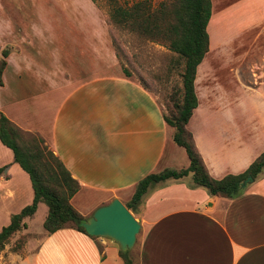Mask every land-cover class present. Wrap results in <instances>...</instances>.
I'll return each instance as SVG.
<instances>
[{
    "label": "crops",
    "instance_id": "crops-1",
    "mask_svg": "<svg viewBox=\"0 0 264 264\" xmlns=\"http://www.w3.org/2000/svg\"><path fill=\"white\" fill-rule=\"evenodd\" d=\"M211 1L209 46L216 39L211 24L228 15L249 21L229 39L264 37V0ZM55 2L62 18L45 16L46 0H0V112L41 136L64 163L79 184L70 202L87 218L114 197L126 204L142 177L186 167L189 158L173 141L156 94L125 74L96 4ZM207 53L196 69L197 106L186 126L210 175L221 178L264 152V90L238 81L208 88ZM32 198L27 172L0 141V230ZM47 211L39 202L23 219L29 235L22 253L9 254L11 264H123L110 238L69 225L32 230L37 213L43 226ZM131 212L140 222L133 264H264V170L231 198L211 196L190 175L167 179Z\"/></svg>",
    "mask_w": 264,
    "mask_h": 264
},
{
    "label": "trees",
    "instance_id": "trees-1",
    "mask_svg": "<svg viewBox=\"0 0 264 264\" xmlns=\"http://www.w3.org/2000/svg\"><path fill=\"white\" fill-rule=\"evenodd\" d=\"M92 1L100 8L99 0ZM106 1L110 6L109 16L106 18L108 24L123 25L150 40L164 42L173 52L171 66L177 70L180 82L173 85V90L165 100L163 117L173 127V141L185 149L189 158L186 167L165 168L142 177L125 206L130 211H135L151 186L167 179H179L188 175L195 185L206 188L211 196L231 198L239 194L246 184L256 179L264 170V152L244 171L214 178L208 172L192 133L186 126L197 106L194 88L196 69L210 47L207 25L212 1L161 0L156 5H152L149 0H139L130 5L119 4L116 0ZM3 55H6V51H3ZM3 66L4 62L1 64L0 73ZM124 72L130 74L126 68ZM0 141L12 150L14 161L27 172L33 191L31 202L13 214L10 222L1 228L0 252L14 233L25 227L23 219L36 211L39 202L45 203L48 208L43 221L46 232L53 233L69 225L87 233L80 225L86 217L70 202L71 197L78 191L79 184L64 163L47 147L44 139L20 129L0 112ZM21 237L11 247L13 251L22 248L24 238ZM119 255L123 264H133L129 250L119 249Z\"/></svg>",
    "mask_w": 264,
    "mask_h": 264
},
{
    "label": "rangeland",
    "instance_id": "rangeland-1",
    "mask_svg": "<svg viewBox=\"0 0 264 264\" xmlns=\"http://www.w3.org/2000/svg\"><path fill=\"white\" fill-rule=\"evenodd\" d=\"M136 1L139 0H116L117 3L123 5H130ZM160 1L149 0L152 5H156ZM229 1L230 3L244 2V0ZM99 3L101 5L100 8L96 7L98 17L106 24V32L114 51L117 52L119 63L141 81L147 89L156 94L158 102L163 105L164 109L165 100L173 90V85L180 82L177 70L171 66L173 52L170 51L164 42L150 40L123 25L108 24L106 22L110 12L108 1L99 0ZM55 4H58L55 0L53 2L52 0H46V17H48V13L54 12L57 13L56 17L62 18L63 14H60L62 9H60L59 4ZM68 12L69 16H76L69 8ZM233 19L231 15H228L226 20L224 19L220 25L211 24L210 30L215 34V36L212 35L213 39H216L213 40L215 47L212 48L210 46L211 48L206 55L209 61V70L207 72L212 71L206 85L208 88H212L217 86L218 83L225 85L226 82L238 81L247 87H257L264 90V37L257 36L255 41H251L250 36L238 40L229 39L228 37L232 36L231 33H236L238 30L244 31L246 29L245 26H249V21L240 20L235 23ZM216 22L219 23L220 21ZM207 72L205 74H208ZM249 100L252 101L253 99L250 98ZM249 100L248 105H250ZM41 215L42 212H39L35 216L34 221L30 225L32 230L43 229L42 222H40ZM28 235V233H23L22 229L14 233L0 252V264H11L10 253H22ZM21 236L24 238L22 248L13 251L11 247L18 238H22ZM134 248L133 245L129 249V254Z\"/></svg>",
    "mask_w": 264,
    "mask_h": 264
},
{
    "label": "water",
    "instance_id": "water-1",
    "mask_svg": "<svg viewBox=\"0 0 264 264\" xmlns=\"http://www.w3.org/2000/svg\"><path fill=\"white\" fill-rule=\"evenodd\" d=\"M80 225L90 235L112 239L122 251L133 247L140 229V222L116 197L98 206L91 216L80 222Z\"/></svg>",
    "mask_w": 264,
    "mask_h": 264
}]
</instances>
